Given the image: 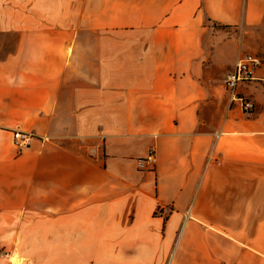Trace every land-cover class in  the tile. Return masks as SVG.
<instances>
[{
    "label": "crops",
    "instance_id": "crops-1",
    "mask_svg": "<svg viewBox=\"0 0 264 264\" xmlns=\"http://www.w3.org/2000/svg\"><path fill=\"white\" fill-rule=\"evenodd\" d=\"M12 5L0 264H264V0Z\"/></svg>",
    "mask_w": 264,
    "mask_h": 264
},
{
    "label": "built area",
    "instance_id": "built-area-1",
    "mask_svg": "<svg viewBox=\"0 0 264 264\" xmlns=\"http://www.w3.org/2000/svg\"><path fill=\"white\" fill-rule=\"evenodd\" d=\"M263 60L260 56L246 54L242 56L236 63L233 71L227 76V86L231 92L232 99L238 100L242 106L243 112L246 116L254 113L255 103L247 96L238 93V87L251 79H254V69L261 66ZM14 138L19 145H25L29 142L30 135L21 130L14 131ZM153 151V152H152ZM147 157L139 160L138 165L141 168L147 165H154L157 161L154 150H152Z\"/></svg>",
    "mask_w": 264,
    "mask_h": 264
},
{
    "label": "rangeland",
    "instance_id": "rangeland-1",
    "mask_svg": "<svg viewBox=\"0 0 264 264\" xmlns=\"http://www.w3.org/2000/svg\"><path fill=\"white\" fill-rule=\"evenodd\" d=\"M31 0H0V25H1V22L3 21V16L5 15L6 18H12V17H15L16 13L15 11H13V6L12 4H16V3H26V2H30ZM11 7V8H10ZM1 27V26H0ZM18 38H19V32L15 29H10L9 31L8 30H1L0 29V59L6 57L9 53L13 52L16 48V45H17V41H18ZM254 55V54H252ZM258 56V55H257ZM242 57V56H241ZM26 133V132H25ZM29 134V133H28ZM30 135V139H31V134ZM15 139V138H14ZM29 139V141H30ZM15 143L18 145V146H21L17 143V141L15 140ZM29 143V142H28ZM27 143V144H28ZM26 145V144H25ZM23 146V145H22ZM154 150V153H155V156L157 158V155H156V151L155 149H150L148 154ZM153 152V151H152ZM147 154V155H148ZM147 155L145 157H147ZM145 157H142V158H145ZM142 158H138L137 159V167L140 169V170H146V171H149V170H153L155 169V166L157 165V161L154 165H147L146 167L144 168H141L139 167L138 165V162L140 159ZM162 209L159 208L158 211H161Z\"/></svg>",
    "mask_w": 264,
    "mask_h": 264
}]
</instances>
